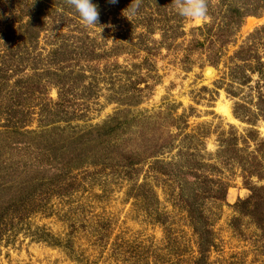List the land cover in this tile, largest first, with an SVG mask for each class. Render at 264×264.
Instances as JSON below:
<instances>
[{
    "label": "rangeland",
    "instance_id": "obj_1",
    "mask_svg": "<svg viewBox=\"0 0 264 264\" xmlns=\"http://www.w3.org/2000/svg\"><path fill=\"white\" fill-rule=\"evenodd\" d=\"M235 1L254 16L246 18L232 43L220 50L210 43L216 32L207 40L206 33L196 31L210 24V18L186 20L173 11L171 0H139L137 14L125 12L127 17L122 14L126 9L122 4L132 0L115 4L92 0L99 20L98 25L88 27L66 0H0V214L7 211L0 217V264H264V234L253 220L235 210L239 201L251 196L245 176L232 164L222 165L217 156L221 136L232 130L246 135L252 128L235 113L245 117L256 114L258 97L264 93L263 88H256L257 76L250 68L242 75L251 78L247 84L235 82L233 78L241 75L231 76L230 71V59L264 28V0ZM227 2L206 0L207 14L216 8L217 18H221L223 3ZM31 15H41L44 20L41 35L32 41L22 37ZM124 20L138 22L130 35L134 42L141 43L143 36L147 38L142 45L148 49L164 46L149 57L158 80L150 83L155 84L152 94L136 108L118 103L125 96L126 81L114 63L123 65L125 57L110 58L127 28ZM153 24L155 33L148 36L146 28ZM82 35L102 45L97 59L81 62V66L72 59L56 64L53 52L70 53L72 45L75 47L73 36ZM254 39L259 40L257 50L264 57V41L259 36ZM196 41L204 42V47L194 44ZM137 47L128 55L144 64L147 52ZM219 51L221 55L213 54ZM217 56L220 62L213 67L209 59L216 60ZM47 72L58 76L73 72L83 76V85H91L86 98H80L81 92L67 95L80 99L58 125L68 134L86 133L117 114L131 118L162 112L164 115L154 121L159 126L166 113L185 117L186 132L195 137L181 148L190 155L197 154L208 166H216L204 170L213 176L211 195L222 192L218 181L228 186L224 201L209 198L200 205L198 232L204 234L209 247L205 260H199L201 237L179 199L177 183L157 171L163 163L172 162L171 156L132 170L117 168L110 161L89 163L69 170L58 183L50 178L55 172L61 173V165L57 171L49 165L52 160L47 162L40 154L27 160L26 148L41 152L43 147L22 134L30 136L50 129L40 126L39 106L59 100L58 87ZM51 103V110H55ZM255 125L264 139V121ZM125 139V151L140 148L130 134ZM151 165L158 168L153 170ZM251 183L264 186L255 177Z\"/></svg>",
    "mask_w": 264,
    "mask_h": 264
},
{
    "label": "trees",
    "instance_id": "obj_2",
    "mask_svg": "<svg viewBox=\"0 0 264 264\" xmlns=\"http://www.w3.org/2000/svg\"><path fill=\"white\" fill-rule=\"evenodd\" d=\"M142 3H146V1H142ZM122 5L127 8L126 5H130V3H123ZM223 5H225V8L221 18H217V9L215 8V11L212 10V12L206 15L210 18L211 23L205 25L203 28L196 29L202 35L206 33L205 36L207 37L205 38L207 40L216 32L217 34L212 36L210 43L217 44L220 50H223L227 45L232 43V39L243 26L245 19L254 16L250 14L251 12H248L250 11L248 10L249 8H243L245 5L239 6L235 0H228ZM29 17L28 23L24 26L25 30L22 32V37L24 40L27 37L32 41L41 35L44 20L41 15L37 17L31 15ZM134 21L124 20L127 28L119 36L120 42L116 43L120 44V46H114L112 48L110 58H116L115 60H118L125 57L123 58V65L114 63L115 66L120 67L119 69L123 71V77L121 78L126 81L125 96H122L118 103L120 106L136 108L152 94L158 80L154 66L149 64V57L151 53H157L159 48L164 46L155 44V48L148 49L147 45H142L143 39L147 38H143V36L139 39L141 43L134 42V38L133 40L130 38L131 33L138 28L137 20ZM155 25L153 24L146 28L148 36H152L155 33ZM257 33L259 35H253L251 37L252 39L249 38L248 45L241 48L235 57L230 59L233 63L230 71L231 76L235 73H240L241 75L233 78L235 82L247 84L251 78H246V76L242 75H244L245 68H250L249 71L251 74L257 76L256 88H261L262 90V88L264 89V57L258 53L257 43L259 40L256 41L254 37L259 36V39L264 41V28ZM162 36L164 38L166 33L162 34ZM73 43L75 47L72 45L70 53H67L65 50L53 52L54 60L57 61L55 62L56 64H63L72 59V62L81 66V62L97 59L96 54L102 47L101 44H97L96 40H92L84 35L73 36ZM194 44H198L202 48L204 47V42L201 41H196ZM139 45L141 49L147 52L144 64L136 62L138 57L130 58L131 54L128 55L135 48L137 49ZM216 53L217 55H221L222 52L219 51L213 54ZM219 62V56H217L216 60L209 59V64L213 67H217ZM61 74L58 76L47 72L48 79L59 90L58 102H50L51 104H55V110H51L50 107L52 105L50 103L39 106L40 126L50 129L43 130L39 133H30V136L22 134L27 140L31 139L43 147L41 152H38L37 149L32 150L31 148H26L28 150L26 155L27 160L42 155L46 157L44 160L47 162L52 160L49 165H52L57 171L62 166L61 173L57 175L58 172H55L50 178L51 181L58 183L59 180L65 177L69 170L83 168L89 165V163L98 165L101 162L105 163L110 161L117 168L120 166L132 170L138 166L146 167L162 156H171L173 159L172 162L163 163L157 171H160V175L162 176L169 177L170 179L173 178L177 183L179 199L191 222L196 224L194 227L197 235L201 237V242L199 243L201 256L199 260H205L208 256L209 247L204 243V234H201L200 230L198 232V227L201 226L198 221L202 219V216L198 215L202 211L200 205L204 200L209 198L224 201L227 196L228 186H223L222 181H218L217 188L222 192L218 196L211 195L212 190L210 188H213L212 184H214V180L211 177L213 176H207L204 170H212L216 166H208L197 158V154V157L194 154L190 155L186 153V148H181L182 144H186L188 140L195 137L194 135L187 134L186 129L188 126L187 121L185 124V117H177L166 113L165 121L159 126L154 121L164 115L162 112L155 116L136 114L131 118H120L117 114L104 125L90 129L86 133L68 134L66 131L60 130L58 125L64 122V115L70 109L76 107L80 99L69 98L67 95L70 92H81V95H79L81 96L80 98H86L89 96L88 93H91V85L86 86L82 84V75H77L73 72ZM152 81L155 82L154 85L150 84ZM258 102V112L253 116L245 117L235 113L237 119L247 122L252 128L246 135H238L237 132L232 130L231 134L221 136L217 156L223 162L222 165L232 164V166L238 167L242 171V174H244L245 184L250 190L251 196L246 200L239 201L235 206V210L241 217H248L253 220L259 230L264 234V186L257 187L251 183L254 177L259 182L264 183V139L260 138L258 131L254 129L255 124L259 120L264 121V93L258 97ZM135 128L136 132H134ZM128 134L140 143V148L135 152H127L124 150V142L128 141L125 139ZM179 139L181 145L178 144L179 142L177 143ZM69 163H72L71 166L68 165ZM151 167L153 170L158 168V166L154 168L152 165ZM218 170L219 168L217 166ZM145 187L142 186L141 188L145 189ZM2 212L0 217L7 211L4 210ZM202 226L204 227L203 224Z\"/></svg>",
    "mask_w": 264,
    "mask_h": 264
},
{
    "label": "clouds",
    "instance_id": "obj_3",
    "mask_svg": "<svg viewBox=\"0 0 264 264\" xmlns=\"http://www.w3.org/2000/svg\"><path fill=\"white\" fill-rule=\"evenodd\" d=\"M110 4H115L118 0H108ZM66 3L78 14L84 26L98 25L99 12L97 5L92 0H66ZM173 11L186 20H200L207 15L206 0H171ZM139 0H132L130 5L123 10L128 15H136L139 9Z\"/></svg>",
    "mask_w": 264,
    "mask_h": 264
},
{
    "label": "water",
    "instance_id": "obj_4",
    "mask_svg": "<svg viewBox=\"0 0 264 264\" xmlns=\"http://www.w3.org/2000/svg\"><path fill=\"white\" fill-rule=\"evenodd\" d=\"M208 71H209L210 73H212V75H213L214 72H213L212 70H207V72H206L207 74H208Z\"/></svg>",
    "mask_w": 264,
    "mask_h": 264
}]
</instances>
